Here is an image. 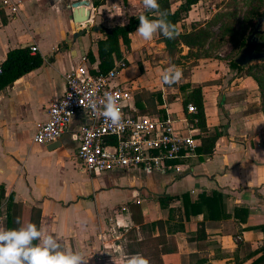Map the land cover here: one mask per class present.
Listing matches in <instances>:
<instances>
[{
	"label": "crops",
	"instance_id": "1",
	"mask_svg": "<svg viewBox=\"0 0 264 264\" xmlns=\"http://www.w3.org/2000/svg\"><path fill=\"white\" fill-rule=\"evenodd\" d=\"M3 1L0 65L10 51L32 46L44 62L0 91V191L7 202L0 227L7 230L12 204L18 205L16 229L31 223L33 211L39 212L42 237L53 236L61 251L81 253L87 264H123L133 255L129 249L142 243L147 251L172 248L170 239L177 249L161 255L163 264H251L264 255V114L251 78H233L226 61L206 59L181 81L202 86L209 134L221 132L213 153L200 154L204 134L185 121L181 98L167 96L162 77L171 67L166 68L167 60L152 57L166 53L165 45L158 43L157 33L147 41L132 35L130 47L121 49L128 67L117 82L130 87L134 96L143 90L165 91L163 108L177 129L195 136L197 157L173 174L138 170L92 176L76 161L78 145L70 134L55 149L54 144L35 143L34 135L47 120L50 105L64 95L65 75L89 52L99 59L97 43L104 33L90 31L74 39L83 26L75 25L69 7L78 0L68 5L64 0H15L19 14L14 17ZM103 8L126 25L128 17L143 13L144 5L141 0H105L95 8L94 23L95 12ZM98 26L112 29L110 23ZM84 119H76L73 129ZM214 192L223 195L224 208L211 211L203 205L187 219L182 196L196 204L202 194L211 198ZM159 197L171 198L167 209L161 208ZM132 203L139 208L132 211ZM133 215L145 225L163 221L164 227L142 230ZM112 228L119 229V239L112 237Z\"/></svg>",
	"mask_w": 264,
	"mask_h": 264
},
{
	"label": "built area",
	"instance_id": "2",
	"mask_svg": "<svg viewBox=\"0 0 264 264\" xmlns=\"http://www.w3.org/2000/svg\"><path fill=\"white\" fill-rule=\"evenodd\" d=\"M3 7L10 17L19 14L18 1L4 0ZM95 8L92 6V14ZM90 25H94L93 16ZM31 49L33 53L37 52L36 46ZM99 64V59L91 63L84 55L65 75L64 95L50 105L47 120L37 125L34 142L52 145L70 134L78 145L76 161L92 176L138 170L147 175L182 172L181 168L188 165V160L197 157L195 136L185 135L177 129L168 112L166 118L139 113L131 88L117 82L128 67L125 58L122 61L115 59L114 67L107 74L100 73ZM105 93H111L121 109L122 128H114L109 120L97 114L103 110L100 101ZM93 99L97 104L96 111L90 107ZM187 112L195 115L197 107L189 104ZM80 117L85 119L73 129L74 121ZM1 194L0 191V224L6 216L7 203ZM116 226L121 228L119 221ZM118 230L110 229L112 237L117 234L116 239H119L121 233Z\"/></svg>",
	"mask_w": 264,
	"mask_h": 264
},
{
	"label": "trees",
	"instance_id": "3",
	"mask_svg": "<svg viewBox=\"0 0 264 264\" xmlns=\"http://www.w3.org/2000/svg\"><path fill=\"white\" fill-rule=\"evenodd\" d=\"M202 0H184L178 6L177 10L172 11V2L171 0H158L160 5V12L167 14V20L174 25L175 31L177 35L175 38L168 39L165 38L161 33L157 32L158 41L165 45V50L170 58V63H168L169 67H181L184 63L183 60H191L192 63L190 65V74L191 71L198 65L200 60L206 59H222L218 57L219 52L223 47L228 44H236L241 40V44L244 47L247 43V39H244V35L241 30L237 27L235 21L233 19H227L225 21H220L218 16L212 17L206 23L195 22L191 24L190 29H183L182 31L179 29V24L183 23L192 8L200 3ZM94 6L99 8L100 6L105 4V0H93ZM141 15H146L150 20L159 19V13L154 11H150L147 8L145 12ZM130 16L128 17V22L126 25H119L112 29H107L102 27V32L104 33V38L98 41V56L100 59L99 69L100 73L107 74L115 64V59L122 61L124 59L123 53L121 51L122 46L130 47L131 37L138 25H139V17ZM264 19V0H253L248 14H247V25L249 29H254V27L259 23V21ZM219 26V32L216 33L215 28ZM106 30H110L106 32ZM249 37V36H248ZM261 47L264 49V34L260 37ZM184 49H188V53L184 55ZM244 49V48H243ZM89 61L91 63L95 62V56L92 52L87 54ZM236 60V59H235ZM235 60L229 62L230 69L237 70L239 73H243L242 77L251 78L259 87L260 90V98H261V108L260 112L264 114V85L262 81L254 76L252 73L254 68H260L261 71L264 72V60H262L261 65H253L250 64L246 67H240L237 65ZM44 59L38 53H33L31 47L25 48H17L10 51L7 55L6 60L1 65L0 72V91L5 88L11 86L15 81L25 76L26 74L40 68L43 65ZM182 78L187 76V71L183 70ZM92 73H96L92 71ZM188 74V76H189ZM177 84L166 87H175ZM179 90L183 93H186L182 106L184 113L186 114L190 125L199 129L204 136L202 137V146L199 149L200 154L209 155L213 153L216 141L221 136V132L216 130L213 135L209 134L206 113H205V105H204V95L202 86L193 85L191 83H181L178 86ZM134 102L136 107L139 110L140 114L155 116L159 115L162 118L167 117V111L163 108L165 104L164 93L160 92H150L147 90H143L142 92L135 95ZM189 104H193L197 107V114L191 115L187 112V107ZM151 111L155 113H151ZM170 197H159L158 202L161 205L162 209H167L169 206ZM182 199L184 201L186 217L187 219L193 213L197 211L195 209L203 207V205H208L211 211L213 209L220 208L222 205L223 195L219 192H214L211 198L207 197L205 194L200 196V201L196 204H191L189 202V198L187 195H183ZM130 209H138V204H130ZM18 205L12 204L10 208V214L7 218L6 227L7 230L16 229L17 226V209ZM224 208V207H223ZM199 211V210H198ZM172 211L170 210V217ZM133 221L136 225H140L142 230L152 229L156 226L159 228L164 227V222H156L152 224H144L143 220H139L137 217L133 215ZM31 223L37 225L39 230L40 228V213L33 211ZM264 228V227H263ZM155 241H160L159 239ZM145 242V241H144ZM173 242L174 247H167L162 250L158 248L145 250V245L143 247L142 243L137 250H133L132 248L128 251L129 254L135 255L136 253L143 254L146 258L152 261L151 264H163L161 260V255L169 252L176 251V244L174 243V239H170L169 245ZM33 244H37V240L33 241ZM159 260V261H158ZM251 264H264V255L260 256L256 260H254Z\"/></svg>",
	"mask_w": 264,
	"mask_h": 264
},
{
	"label": "clouds",
	"instance_id": "4",
	"mask_svg": "<svg viewBox=\"0 0 264 264\" xmlns=\"http://www.w3.org/2000/svg\"><path fill=\"white\" fill-rule=\"evenodd\" d=\"M143 5L150 11L159 13L160 18L150 20L146 15L139 17V25L134 34L144 40H151L157 32L165 38L173 39L177 35L174 25L167 20V14L160 12L158 0H143ZM183 76L180 68L173 66L163 74L162 81L168 86L178 83ZM103 110L98 115L111 122L114 128H122L123 114L117 106L116 99L111 93H105L100 101ZM90 107L96 111L97 104L93 99ZM16 223H20L17 219ZM40 240L39 244L33 241ZM61 245L51 236L42 237V231L37 225L28 223L18 229L6 230L0 227V264H87L83 254L71 250L61 251ZM123 264H151L150 260L141 253L126 258Z\"/></svg>",
	"mask_w": 264,
	"mask_h": 264
},
{
	"label": "rangeland",
	"instance_id": "5",
	"mask_svg": "<svg viewBox=\"0 0 264 264\" xmlns=\"http://www.w3.org/2000/svg\"><path fill=\"white\" fill-rule=\"evenodd\" d=\"M182 1L184 0H171L172 5L174 7H177L182 3ZM253 0H202L200 3H198L197 5H195L191 11H194L192 13V15L190 16L188 14L187 19L179 24L180 26V30L182 31L183 29H190L191 24L195 23V22H201V23H206L207 21H209L212 17L214 16H218L219 20L221 21H225L227 19H233L237 25V27L241 30L242 34L244 35V39L246 40L248 38V36L252 33L253 29H249L248 25H247V14L250 8V5L252 3ZM72 2V0H64V4L68 5ZM142 4H143V0H141ZM145 6L143 8V13L145 12ZM111 11L113 13H115L114 9H111ZM112 13H110V11L107 10V8H103L98 9L95 12V17H96V23H94V25H102V24H106L110 26L111 28L117 27L123 23H121L120 19H116L115 17H111L109 15H111ZM200 17V21H194V22H188L191 19H196ZM118 20V21H117ZM219 26L215 28L216 33L219 32ZM264 29V25L263 28ZM158 43H160V41H158ZM246 46V45H245ZM244 46V47H245ZM241 44V40L236 43V44H228L227 46L223 47L222 50L219 52L218 57H221L222 60L226 61L227 64L229 65V62L232 60H235L242 52L243 48H244ZM158 49V48H157ZM260 51H264L263 48H260ZM188 53V49H184V55H186ZM152 57H156V59H165L168 61V63H170V58L166 53H160V54H156L153 55ZM184 64L180 68L182 71L185 70L187 71V76L185 78H181V80L176 83L177 85L175 87H165L166 91H167V96L169 97L170 100L174 101L175 97L178 96L181 98V101L183 102V98L185 96V94L187 93H182L178 88V86L181 84V81L186 82L188 80V78H190V75L192 73L189 74L188 71H190V65L192 63L191 60H183ZM201 61V60H200ZM199 61V62H200ZM198 62V64H199ZM262 61H256V62H252L251 64L253 65H261ZM166 68H168V64L166 65ZM196 68V67H195ZM194 68V69H195ZM193 69V70H194ZM232 70V69H231ZM233 72V78H244L242 77L243 73H239L237 70H232ZM252 73L254 74V76H256L257 78H259L263 85H264V72L260 70V68H254ZM189 74V76H188ZM254 86L257 89V95L259 97L260 96V90L258 85L254 82ZM176 94H174V92ZM165 92V91H163ZM222 100V96L220 97V101ZM261 100V98H260ZM151 113H155L153 111H151Z\"/></svg>",
	"mask_w": 264,
	"mask_h": 264
},
{
	"label": "water",
	"instance_id": "6",
	"mask_svg": "<svg viewBox=\"0 0 264 264\" xmlns=\"http://www.w3.org/2000/svg\"><path fill=\"white\" fill-rule=\"evenodd\" d=\"M91 3L89 0H78L73 2L69 10L72 13L73 22L77 26H83V28L74 35V39L86 35L90 31L99 32L102 30V26L90 25L91 18L93 16L91 10ZM264 19L254 27L252 33L247 38V43L241 54L236 58L235 62L240 67H246L252 62L264 60V51H260L261 41L260 37L264 34ZM85 26V27H84ZM79 28V27H78ZM110 30H106L109 32ZM61 144L57 143L51 146L52 149L59 147ZM117 237V234L114 235Z\"/></svg>",
	"mask_w": 264,
	"mask_h": 264
}]
</instances>
